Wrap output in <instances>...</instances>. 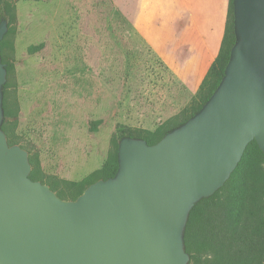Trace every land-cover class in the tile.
<instances>
[{
	"label": "water",
	"instance_id": "95a60500",
	"mask_svg": "<svg viewBox=\"0 0 264 264\" xmlns=\"http://www.w3.org/2000/svg\"><path fill=\"white\" fill-rule=\"evenodd\" d=\"M236 44L215 93L155 145L124 138L113 178L74 201L30 178L28 153L1 126L7 71L0 23V264H188L184 231L246 148L264 154V0H233Z\"/></svg>",
	"mask_w": 264,
	"mask_h": 264
},
{
	"label": "rangeland",
	"instance_id": "374dc122",
	"mask_svg": "<svg viewBox=\"0 0 264 264\" xmlns=\"http://www.w3.org/2000/svg\"><path fill=\"white\" fill-rule=\"evenodd\" d=\"M135 1L14 0L15 21L2 18L7 121L45 181L83 180L119 148V128L153 131L195 98L135 33Z\"/></svg>",
	"mask_w": 264,
	"mask_h": 264
},
{
	"label": "trees",
	"instance_id": "16d2710c",
	"mask_svg": "<svg viewBox=\"0 0 264 264\" xmlns=\"http://www.w3.org/2000/svg\"><path fill=\"white\" fill-rule=\"evenodd\" d=\"M13 1L0 0V22L3 17L8 18L9 24L15 21ZM235 44L234 5L233 0H230L220 52L190 105L153 131L119 128L120 138L141 139L152 146L197 115L220 86ZM37 49L31 47L29 51L33 53ZM8 88V84L3 87L5 121L1 129L7 136L9 146H15L18 144V139L12 133L10 123L7 121ZM99 123L100 121L94 122L93 131H96ZM29 161L32 166L30 178L33 181L47 184L63 200L74 201L90 185L116 175L118 144H115L104 165L81 181H45L38 156L31 155ZM184 245L190 257L189 264H264V154L255 141L248 145L240 163L224 187L193 207L184 231Z\"/></svg>",
	"mask_w": 264,
	"mask_h": 264
},
{
	"label": "crops",
	"instance_id": "0c3cea01",
	"mask_svg": "<svg viewBox=\"0 0 264 264\" xmlns=\"http://www.w3.org/2000/svg\"><path fill=\"white\" fill-rule=\"evenodd\" d=\"M132 26L167 67L200 87L218 56L228 0H137Z\"/></svg>",
	"mask_w": 264,
	"mask_h": 264
}]
</instances>
